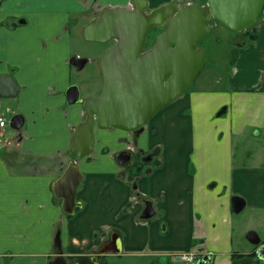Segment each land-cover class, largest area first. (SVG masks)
I'll list each match as a JSON object with an SVG mask.
<instances>
[{"label":"crops","instance_id":"0c3cea01","mask_svg":"<svg viewBox=\"0 0 264 264\" xmlns=\"http://www.w3.org/2000/svg\"><path fill=\"white\" fill-rule=\"evenodd\" d=\"M88 1L0 0V115L23 118L20 128L11 127L14 132H4L7 124L0 127V135L7 134L0 138V264H50L59 256L58 232L67 264H79L82 256L91 264H199L205 254L212 256L210 264H264V240L253 247L235 236V214L264 208V164L252 157L236 166L234 149L249 126L264 130V16L251 34H235V66L221 97L213 90L186 92L137 136L95 126L92 151L78 157L71 145L86 118L84 100L102 88L99 67L98 76L85 83L74 72L96 63L101 53L73 54L89 17ZM146 1L148 8L206 2ZM100 2L122 6L131 0ZM73 57L88 62L78 69ZM71 85L78 86L81 102L69 103ZM248 105L252 111L246 114ZM223 108L227 116L221 118ZM128 137L158 154L149 166L137 161L121 176L126 164L114 154ZM70 164L84 174L73 214L64 211L55 191ZM236 196L244 199L239 212L232 204ZM147 200L154 215L141 219ZM188 252L198 255L181 260L179 254Z\"/></svg>","mask_w":264,"mask_h":264},{"label":"water","instance_id":"95a60500","mask_svg":"<svg viewBox=\"0 0 264 264\" xmlns=\"http://www.w3.org/2000/svg\"><path fill=\"white\" fill-rule=\"evenodd\" d=\"M133 9L106 6L98 17L82 29L83 38L93 43L111 46L102 51L97 64L102 76L98 96L84 100L86 118L73 136L71 150L78 157L90 153L94 147V127L119 128L132 131L142 128L161 108L167 106L191 88L207 61L202 42L215 21L233 33H240L254 25L261 17L264 0H206L178 5L171 2L146 12V0H131ZM154 28L162 29L148 46ZM81 69L88 58H71ZM70 104L81 102L80 90L71 85L67 90ZM223 108L218 115L225 112ZM23 124L21 115L14 116L12 128ZM84 174L76 164H70L56 182V195L63 199V209L73 214L80 204L76 192ZM143 219L154 215L152 202H145ZM233 209L242 210L244 199L234 197ZM247 240L260 245L259 234L250 230ZM56 253L50 264H67L63 257L60 233L56 235ZM259 255L264 259V246ZM212 256L205 254L199 264H210Z\"/></svg>","mask_w":264,"mask_h":264},{"label":"rangeland","instance_id":"374dc122","mask_svg":"<svg viewBox=\"0 0 264 264\" xmlns=\"http://www.w3.org/2000/svg\"><path fill=\"white\" fill-rule=\"evenodd\" d=\"M92 1L93 4L95 3L94 5L92 4ZM92 1H88L89 3H87L86 5V15L89 17H85L83 20L82 18H80V15H78V17L76 15L78 20H83V22L86 23L90 19L98 17L99 12L102 10L105 3L102 4L100 0H98L97 3L94 2V0ZM149 9L151 10L152 8L149 7ZM210 24L212 27L211 31L208 33L205 39L198 44L199 46H203L205 48L207 52V61L201 73L191 86V90L189 92H193L196 89H199L200 91L213 90L215 91L217 96L221 97L220 94L228 90L227 88L230 86L229 79L231 78L232 72L234 70L233 67L235 66L234 62L230 61V50L233 44L232 40L234 39V37H237V35H235L237 33L229 31L218 22L212 21ZM77 29H80V25ZM156 34L157 33L153 34V36H150L148 46L152 44V41L154 40ZM74 47V55H91L93 52L99 49L102 52L103 50H105L106 45L88 42L81 36L78 40H74ZM98 67L99 66L97 65V62H94L91 65L88 64L84 70L82 69L83 71H78L74 68L76 76H80V80L78 82H89L91 77H97ZM82 94H85V91H82ZM211 99L212 97L206 98L207 101ZM230 111L231 109H229L228 113ZM245 111L246 114L249 111H252V106H245ZM226 116L227 114H222L220 117L224 118ZM5 117L8 120L7 127L5 128L4 132H14L15 130H13L10 126L12 117L8 115H6ZM237 119L239 120L240 118L235 116L232 120L238 122ZM214 127L215 126L213 125V130ZM6 137V133L3 136L0 135V138L3 140L7 139ZM234 149L236 166L244 165V163L249 162L252 157H256V162L264 164V130L249 126L247 130L244 131L243 134H241V136L236 137ZM259 208L260 207L256 206V209L252 211L248 208H245L243 212L235 214V221L236 224H238V230L235 231V236L241 234V240L246 242L247 246L254 247V245L251 244L246 238V234L250 230L256 229L255 231L260 235L261 239L264 240V208ZM138 260H140V258ZM137 264H145V261L138 262Z\"/></svg>","mask_w":264,"mask_h":264},{"label":"flooded vegetation","instance_id":"af4514ba","mask_svg":"<svg viewBox=\"0 0 264 264\" xmlns=\"http://www.w3.org/2000/svg\"><path fill=\"white\" fill-rule=\"evenodd\" d=\"M89 1H92V0H89ZM97 1L98 0H94V2H96L97 3ZM99 3V2H98ZM188 3H190V2H188ZM92 4H93V1H92ZM95 4V3H94ZM93 4V5H94ZM200 4V3H199ZM121 5V4H120ZM147 5H148V3H147ZM107 6V5H106ZM106 6H103V8L104 7H106ZM123 7H125V8H127V9H133V4L130 2L129 4H127L126 3V5L125 4H123L122 5ZM155 8H152L151 10L147 7L146 8V12H152L153 10H154ZM101 12V11H100ZM100 12H99V14H100ZM99 16V15H98ZM92 20V19H91ZM90 21V20H89ZM89 21H87V23L89 22ZM86 23V24H87ZM85 24V25H86ZM84 25V26H85ZM83 26V27H84ZM83 29V28H82ZM163 30L162 29H158V28H154L152 31H151V33H150V36L152 35L153 36V34H155V33H157L156 34V36L159 34V33H161ZM155 32V33H154ZM155 36V37H156ZM82 37H83V35H82ZM89 42V41H88ZM101 44V43H100ZM111 44H112V42L111 43H107V44H105L106 45V48H108L109 46H111ZM105 48V49H106ZM104 51V50H103ZM97 62V61H96ZM189 90L190 89H188V91L187 92H189ZM186 93V92H185ZM183 95V94H182ZM179 98V97H178ZM177 98V99H178ZM175 101V100H174ZM173 101V102H174ZM172 103V102H171ZM170 103V104H171ZM169 105V104H168ZM164 108V107H163ZM163 108H161V109H159L156 113H158L160 110H162ZM155 113V114H156ZM154 114V115H155ZM153 115V116H154ZM152 116V117H153ZM149 122V121H148ZM147 122V123H148ZM146 123V124H147ZM145 124V125H146ZM145 125L142 127V128H139V129H135V130H132V131H128V130H124V131H127V132H133L136 136L137 135H139L140 133H141V131L144 129V127H145ZM119 129V128H118ZM121 130H123V129H121ZM125 140V144H126V147L123 149V150H120V151H118V152H116L115 154H114V158H115V160L117 161V163H119V164H126V167H124V169H122V171L120 172L121 174V176H124V175H126V173H127V171L130 169V168H132V167H134V165L136 164V163H138L137 161H139L140 163H142V165H144V166H149L152 162H153V160H154V157H155V155H157L158 154V152H156L157 150L156 149H149V150H142V149H140V148H137L138 147V142L136 141H132V140H130V138L128 137V138H125L124 139ZM151 168V167H150ZM78 189H79V187H78ZM77 189V190H78ZM77 193V192H76ZM237 197V196H236ZM239 198H242V197H239ZM153 206V205H152ZM144 212V211H143ZM143 214V213H142ZM142 216V215H141ZM140 216V218L142 219V217ZM255 231V230H254ZM262 243V242H261ZM261 245V244H260ZM196 254L198 255V253L196 252ZM197 257V256H196ZM201 258V257H200ZM200 258H198V260L200 259ZM94 259V258H93ZM91 263V262H90Z\"/></svg>","mask_w":264,"mask_h":264},{"label":"built area","instance_id":"2783aa9c","mask_svg":"<svg viewBox=\"0 0 264 264\" xmlns=\"http://www.w3.org/2000/svg\"><path fill=\"white\" fill-rule=\"evenodd\" d=\"M261 16H264V7L261 11ZM6 124H7V120L2 115H0V127H4ZM179 256L181 260L193 261L194 258H196L197 254L188 252V253L179 254Z\"/></svg>","mask_w":264,"mask_h":264},{"label":"trees","instance_id":"16d2710c","mask_svg":"<svg viewBox=\"0 0 264 264\" xmlns=\"http://www.w3.org/2000/svg\"><path fill=\"white\" fill-rule=\"evenodd\" d=\"M247 33H248V34H251V33H250V28H248L247 30H244V31H242V32H240V33H237V34H247ZM250 38H251V39H254V34H253V33H252V35L250 36ZM245 41H248V40H245ZM241 44H243V43H241ZM190 90H191V89H190ZM190 90H189V91H190ZM78 260H79V262H80L79 264H91V263L88 261V259L85 258V257H83V256H82V257H79Z\"/></svg>","mask_w":264,"mask_h":264}]
</instances>
